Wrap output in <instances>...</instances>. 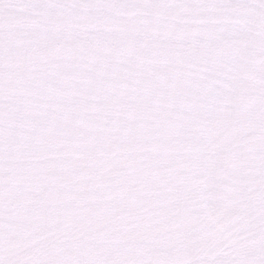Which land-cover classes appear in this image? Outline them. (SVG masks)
I'll return each instance as SVG.
<instances>
[{
	"label": "snow or ice",
	"instance_id": "obj_1",
	"mask_svg": "<svg viewBox=\"0 0 264 264\" xmlns=\"http://www.w3.org/2000/svg\"><path fill=\"white\" fill-rule=\"evenodd\" d=\"M0 264H264V0H0Z\"/></svg>",
	"mask_w": 264,
	"mask_h": 264
}]
</instances>
